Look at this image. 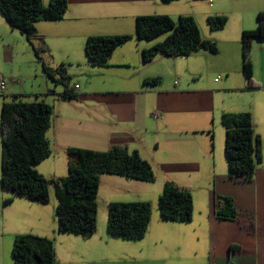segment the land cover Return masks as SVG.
I'll use <instances>...</instances> for the list:
<instances>
[{
    "label": "crops",
    "instance_id": "0c3cea01",
    "mask_svg": "<svg viewBox=\"0 0 264 264\" xmlns=\"http://www.w3.org/2000/svg\"><path fill=\"white\" fill-rule=\"evenodd\" d=\"M49 1L42 0L44 5ZM67 4L62 20L35 24L39 38L33 39V44L43 42L50 53L55 52V60L47 64L52 68L64 66L69 77L67 87L76 94L74 99L59 97L64 87L54 89L42 70L44 90L33 89L30 94L34 101L43 100L52 107L47 132L51 156L35 169L47 180L65 177L68 162L74 160L67 155L69 148L137 151L153 170L174 175L165 177L158 186L101 175L99 189L105 184L145 196L138 200L107 199L106 206L110 202H148L147 198L161 193L169 181L191 194L192 220L186 224L161 221L158 208L152 213L149 201L151 219L140 241L110 238L106 222L90 238L60 234L56 218L49 220L48 210L39 208L44 205L5 192L0 185L2 210L12 225L10 236L0 238V264L12 250L14 238L26 234L53 242L55 264H264V164L249 181L231 178L220 122L223 113L247 112L255 132L264 137V39L253 40L250 50L253 79L259 87L247 89L241 73V33L257 28V14L264 12V0H178L170 4L160 0H67ZM164 14L173 20L191 16L201 38L215 43L217 53L197 50L187 57L157 55L143 63L142 51L162 39L136 40L135 18ZM209 16H225V27L211 31ZM19 35L20 40L9 46L11 55L16 44L24 49L28 43ZM114 35H130L132 39L114 50L107 66L89 65L84 51L86 39ZM182 173L202 182L192 187L181 178ZM119 182L127 187L119 188ZM219 198L231 201L234 219L216 217ZM15 199L38 208L30 206L27 215L25 204L14 205ZM10 216L21 221L17 223ZM8 264H13L12 257Z\"/></svg>",
    "mask_w": 264,
    "mask_h": 264
},
{
    "label": "trees",
    "instance_id": "16d2710c",
    "mask_svg": "<svg viewBox=\"0 0 264 264\" xmlns=\"http://www.w3.org/2000/svg\"><path fill=\"white\" fill-rule=\"evenodd\" d=\"M160 1L170 4L178 0ZM67 5V0H50L47 5L42 0H0V15L10 30L20 33L32 47L46 77L55 86L64 87L59 97L74 99L76 94L67 87L69 77L64 66L50 67L41 57L47 50L36 49L32 42L38 37L35 24L40 21L62 20ZM226 22L225 16L207 18L211 31L223 29ZM134 31L135 39L141 41H152L164 36L161 42L142 51L143 63L150 62L157 55L187 57L197 50L217 53L215 43L201 38L198 26L191 16L181 15L176 20L167 15L137 16ZM131 39L130 35L88 37L84 51L89 65L107 66L114 50ZM261 39H264V12L257 14L256 29L241 33V73L249 90L259 87L253 79L250 50L252 41ZM4 90L0 91V95ZM19 98L13 97L1 106V189L32 203L46 205L49 202L48 185H52L57 201L55 216L60 234L82 238H90L95 234L101 175L154 182L152 166L137 151L129 152L121 147L103 152L69 148L67 155L74 157V160L68 162L67 175L52 180L45 179L35 167L51 156L47 132L51 126L52 107L43 100L25 102ZM220 122L225 132L224 155L229 176L251 180L257 167L264 164V137L255 132L251 115L247 112L223 113ZM5 202L8 203L9 200ZM217 204L215 215L219 220L236 217V211L228 198H219ZM157 208L161 221L186 224L192 220L191 194L173 182L164 183ZM150 219L149 202H110L107 205V235L123 241H140L147 232ZM11 257L13 264H55L54 244L48 238L19 235L14 238Z\"/></svg>",
    "mask_w": 264,
    "mask_h": 264
},
{
    "label": "rangeland",
    "instance_id": "374dc122",
    "mask_svg": "<svg viewBox=\"0 0 264 264\" xmlns=\"http://www.w3.org/2000/svg\"><path fill=\"white\" fill-rule=\"evenodd\" d=\"M166 15V14H164ZM19 33L17 31H11L8 27L7 23L3 19V17L0 15V76L5 79L6 82V88L7 90L0 95V114H1V106L5 101H11L13 97H20L19 99L25 102L34 101V97L30 94L33 89H39L44 90V85L42 83V80H44V75L42 72V67L40 62L37 61V59L34 56L32 47L29 46V43H27L23 48H20V45L16 44V48L14 50V53L10 54L9 46L18 40H20ZM24 38V37H23ZM162 40L164 39V36L160 37ZM159 38V39H160ZM26 40V39H25ZM20 43V41H19ZM18 43V44H19ZM34 47L36 49L44 48L47 50V48L44 46L43 42L38 46L37 44H34ZM41 57L46 62H52L55 60V52L50 53L47 50V53H42ZM73 82H70V86L73 85ZM38 85L40 87L38 88ZM69 86V84H68ZM53 88L55 89V85H53ZM13 96V97H12ZM12 97V98H11ZM218 128L220 132H222L220 125H218ZM224 133V131H223ZM222 134V133H220ZM1 141V138H0ZM223 141H224V135H223ZM215 142V140H214ZM55 154V153H54ZM0 162H1V143H0ZM153 169V168H152ZM155 180L153 183L148 184L149 186H158L161 181L164 180L165 177L172 178V175H174L172 172H167L166 170L160 169V170H153ZM182 177L184 178V181H188L192 185V187H196L198 184L202 182V180H199L196 176H190L187 173H182ZM181 178H178L177 180H181ZM51 179L48 177V180ZM55 179V178H54ZM123 182H131V179H121ZM126 183H120L119 182V188H125L127 185ZM9 193H5V196H7ZM161 193L158 191L156 192L152 197L153 198H147L153 207V212L157 210V200ZM48 195H49V201L48 204L44 206H40L39 208H44L45 211L48 210L47 216L48 219L51 220L53 218H56L55 214V206H56V199L54 196V190L52 185H48ZM119 195H130V196H119ZM142 192L137 191H129L126 192L125 190H114L110 186H105V184H101V188L98 191L97 195V231L100 228V224L104 225V223L107 221V206L106 201L107 199H131V200H138L143 199ZM7 197L4 199L6 200ZM15 204H20L19 207H22L21 205L25 206L24 211L29 215L30 213V206L33 208H38L35 204H30L27 202L22 201L21 199H15ZM154 202V203H153ZM55 205V206H54ZM50 209V211H49ZM50 212V213H49ZM45 215V216H46ZM44 216V217H45ZM13 220L14 217L10 216ZM7 219V221H6ZM5 219V211L2 210V200L0 201V238H7L10 236L9 230L12 227L11 224H9V216ZM15 219V218H14ZM15 221L18 223L21 221V219H15ZM106 228V226H105ZM3 236V237H1ZM11 251L9 252L8 256L6 254L3 264H8V260L11 259L10 257ZM163 260V259H162ZM140 264H164L161 263H149V262H143ZM167 264V262H165Z\"/></svg>",
    "mask_w": 264,
    "mask_h": 264
},
{
    "label": "built area",
    "instance_id": "2783aa9c",
    "mask_svg": "<svg viewBox=\"0 0 264 264\" xmlns=\"http://www.w3.org/2000/svg\"><path fill=\"white\" fill-rule=\"evenodd\" d=\"M219 78H217L215 81H218ZM5 88V80L3 78L0 77V91H3ZM78 88V85L75 86V89ZM157 116V115H155Z\"/></svg>",
    "mask_w": 264,
    "mask_h": 264
}]
</instances>
